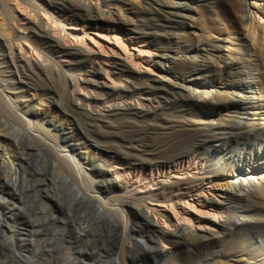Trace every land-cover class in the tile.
Segmentation results:
<instances>
[{
    "label": "rangeland",
    "instance_id": "374dc122",
    "mask_svg": "<svg viewBox=\"0 0 264 264\" xmlns=\"http://www.w3.org/2000/svg\"><path fill=\"white\" fill-rule=\"evenodd\" d=\"M13 1L0 0L5 33L15 44L38 47L37 52L45 66L34 64L30 70L25 63V68H21L20 63L8 57L0 38V94L3 96L0 95V107L2 104L4 112L8 107L4 96H12V102L20 106L16 96L21 94L22 87L29 85L34 90L31 92L42 97L44 108L60 110L61 106L75 123L77 137L88 145V150L99 149L102 157L110 161L108 166L124 161L128 154L146 156L152 153L160 157L166 153L164 156H169L191 146L206 153L203 172L207 171L211 184L218 186L228 184L218 174L220 171L233 167L242 169L238 161L227 158L231 155L229 149L233 147L236 151L245 148L252 158L249 167H245L246 171L256 169L259 174L264 172V0H114V4L120 6L117 7L120 13L109 14L104 10L102 15L94 12L92 16L83 14L80 18L76 17L78 24L68 20L60 23V15L56 17V12L63 14L64 8L54 4L56 12L51 7V13L47 15L50 14L51 25H55L57 33L68 40L80 38L95 50L99 44L114 45L111 38L112 33H116L114 27L120 28L117 34L121 40L128 35L139 36L138 39L131 38L133 43L140 42L129 43L130 47L143 43L156 52L153 45L159 44L161 51L175 54L177 61H181V55L186 54L200 62L207 56L208 49L219 48V59L212 67L181 71L180 66L164 61L160 70L163 75L169 76L143 72L137 81L125 82L127 85L131 82L141 84L150 92L158 88L151 101L145 95L140 99H131L132 102L143 103L147 113L140 117L126 110L114 111L103 104L102 101L110 96V80L104 74L93 75L94 69L91 68L83 71L74 55L34 45L38 38L30 28L23 32L27 34L25 39L16 35L19 26L27 25L10 14ZM170 4L180 6L178 9L188 17L170 14L173 11ZM24 5L31 17L37 21L44 19L42 11L27 10ZM156 10H160L157 17L153 14ZM151 21L156 25L154 29H147ZM96 23L100 27L94 26ZM81 30H85L84 35ZM131 51L136 53L134 49ZM32 58L34 60L35 57ZM109 58L116 64L109 63L106 67L115 73L121 72L122 60ZM170 69L191 79L190 90L168 88L167 84L172 80ZM125 73L132 77V73ZM110 76L116 78L114 74L110 73ZM203 76L214 81L215 85L210 86ZM73 77H91L96 81L97 85L90 84V89L81 85L83 95L89 92L87 95L96 97L91 111L77 108V100L75 104L72 102L74 87L69 79ZM102 82H105V87ZM231 92L235 93L234 100L245 103L242 109L229 98ZM152 96L150 93L149 97ZM128 98H131L130 95L124 97L122 104L130 105ZM208 99L214 101V106L220 107V113L211 109L209 103H204ZM3 117L4 128H7L17 147L12 148L22 161L16 164L15 173L10 174L12 179H16L13 190L0 184L1 197L7 199L0 209V264H109L115 256L120 257L122 264H264V198L254 191V186L249 197L239 204L250 209L248 217L237 219L239 223L245 222V226L231 227L230 230L223 227L221 221L216 225L225 231L215 237L201 240L190 235L180 239H161L158 230L137 214L134 207L154 201L145 197L142 200V193L126 196L124 191L108 190L106 182L97 184L100 179L84 159L86 149L82 145L72 154L81 163L80 169L89 177L76 174L67 179L68 169L59 165L52 150L54 139L45 137L49 146L41 144L26 135L27 126L13 117ZM232 122L234 125H228L224 130L226 132L219 135L221 139L215 140L214 127ZM31 132L43 137L39 129ZM57 141L64 146L60 137ZM222 141L226 144L222 145ZM226 164L229 166L226 167ZM90 178L95 180L94 187L89 183ZM261 184H264V176ZM89 189L99 191L108 202L103 206L110 216L118 220L117 209L125 210L129 218L126 230L122 226L115 229L110 224L109 215L99 210L98 203L101 202H92L80 192ZM108 191L111 193L105 194ZM46 194L54 196L61 207L46 201ZM160 242L167 246L166 252L155 249L156 243L161 247Z\"/></svg>",
    "mask_w": 264,
    "mask_h": 264
},
{
    "label": "bare ground",
    "instance_id": "6f19581e",
    "mask_svg": "<svg viewBox=\"0 0 264 264\" xmlns=\"http://www.w3.org/2000/svg\"><path fill=\"white\" fill-rule=\"evenodd\" d=\"M113 1L114 0H95V2L90 0L89 2L84 0H14L9 10L14 19L27 25L26 27L19 26L16 35H20V38L25 39L27 34L23 32H26L30 28L38 38L36 43L33 42L34 45H41L46 47L49 51L74 55L77 60L80 61L83 71L87 72L88 69L91 68L94 69L93 75L103 76L104 74V76L110 80V96L102 101L103 104L114 111L126 110L127 112L130 111L131 115L139 117L147 112H145L146 110L142 106L143 103L139 101L132 102L131 99L133 97L140 99V97L145 95L151 98L147 99L151 101L158 88L150 92V90L143 88L141 84L138 85L131 82V85H127L125 82L128 83V80L137 81L143 72L146 74L158 73L159 75H163L160 68L164 61H171L175 65L180 66L182 71V69H199L204 66L212 67L214 63L217 62V59H219V48L216 46L208 49L206 53L207 56L201 59L200 62L197 58H190V56L186 54L181 55V61H177L175 54L168 53L167 50L161 51L162 47L159 46V44L153 45L156 52L149 50L147 45H143L142 42V44H138L140 45L138 47H130L129 43L134 45L140 42L133 43L131 38L138 39L139 36L131 37V35H128L129 37L122 38L123 40H121L119 34H117V31L120 29L119 27H114L116 33H112L111 38L113 39L114 45L102 46L99 44L97 50H95L92 46L85 44L80 38L68 40L60 36L57 33L55 25H51L50 14L47 15V13H51V7L54 9V4L58 3L64 8V10L62 9L63 14H59L55 9L52 11L56 12V17L60 15L59 22L65 23L68 20L69 22L78 24L76 17L80 18L83 14L92 16L91 13L94 12L102 15L104 10L109 14L120 13L117 11V7L120 6L114 4ZM22 3L25 4L24 6H27V10L29 8L42 11V13H44L42 15L44 19H39L37 21L35 18L31 17L28 11L24 9ZM111 7H113V9H110ZM170 8L173 10L170 14L188 17V14L178 9L181 8L180 6L170 4ZM159 12L160 10H156L153 14L157 17V13ZM4 21L5 17L0 12V38L3 41L4 48L8 52V57L17 64L20 63L19 65L21 68H25V63L30 70L33 68L34 64L37 67H44L45 65L40 60V54L37 52L39 48L32 45L23 47L20 43H13L10 37L5 33ZM155 25L156 24L151 21L147 24V29H154ZM94 26L100 27L98 23H96V25L94 24ZM81 31L82 35H84L85 30ZM132 31L134 30L132 29ZM107 32L110 33V31ZM141 32L143 33V31ZM141 32L139 33L141 34ZM15 48L18 50L15 51ZM131 49H134L136 53H133ZM197 49L198 48H196V50ZM33 56L36 60L35 58L33 60ZM109 56L118 57L122 60L121 72L115 73L111 71L110 68L106 67L110 64H116L115 61L110 62L111 58H109ZM186 59H190L191 61L186 62ZM151 66H153V68H151ZM15 68L17 69L18 66H15ZM125 72L132 73V77L130 78L127 76ZM110 73L114 74L116 78H112ZM169 73L171 75L170 79L172 80L169 81L167 86L170 90H190L192 81L188 76H185L183 73H176L174 69H170ZM163 76L166 77L169 76V74ZM203 78L205 82L208 81L210 83V86L215 85L214 81L207 78L205 79L204 76ZM69 80L74 87L72 102L74 103V101L77 100V108H84L91 111L93 104H95L93 100H96V97L90 94L87 95L89 92L83 95L82 91L84 90L81 85H85L86 88H89L90 84H96V81L91 79V77L83 79L73 77ZM102 85L105 87V82H102ZM31 87L32 86L29 85L22 87L20 91L21 94L16 96L20 106L12 102V96L7 95L4 96L5 101L7 100L8 103V107L5 110L7 114L4 112V109H1L2 104L0 107V184L2 186L11 187L10 190H13L15 187L13 183L16 181L15 178L12 179L10 177V174L11 172L15 173L16 164L21 163L22 157L17 155L12 148V146H14L15 149L17 147H15V141L12 140L11 134H9L7 128H4L5 124L2 120L4 115L11 119L13 117L21 125L27 126L28 128L25 131L26 135L35 138L41 144L48 145L46 142L48 138L45 137L54 139V141H52L54 143L52 150L54 151L56 159L59 161V165L65 170L68 169L66 171L67 179H70V177L76 174L86 178L89 177L87 172L80 169L81 163L76 159L75 155L72 154V151H75L79 145H82L83 148L86 149L83 152L84 159L92 169H95L97 173L96 176L100 179L97 184H105L106 182V189L108 190L124 191L126 196L127 194L133 196L142 193V200L145 197L146 199L154 201L151 202V204L144 203V205L134 207L137 214L147 219L153 229L158 230L160 233L159 238L161 239H180L190 235H195L201 240L215 237L219 235V233L222 234L225 231L223 230L224 228L216 225L221 221L223 222L221 225L230 230L231 227L245 226V222L242 221L239 223L237 219L240 216L248 217L250 209L247 206L239 204L249 197L252 186L255 187L254 191H256L260 197L264 198V184H261L264 172H260L259 174L256 169L246 171L245 167H249L252 158L246 153L245 148L236 151V149L231 146L232 148L228 151L231 155L227 158L238 161L239 164L242 165V169L233 167L232 169L220 171L218 174L222 176L228 184L218 186L211 184L212 181L207 171L203 172V158L206 153L200 148L191 146L184 147L182 151H177L175 153L173 151L174 154H167L169 156H164L166 153L160 157L152 155V153L146 156L128 154L124 161H119L120 163L117 165L108 166V162L110 163V161L102 157L99 149L93 148L88 150V145L77 137L74 132L75 126H73L75 123L68 117L67 113L62 110L61 106L59 107L60 110L44 108L42 97L37 96L36 92H31L34 91ZM150 93L151 96L153 95L152 97H149ZM234 94V92H231L229 98L234 100ZM0 95L3 97L2 94ZM129 95L131 97L128 98L130 100V105L122 104L124 97ZM234 101L237 107L241 109L245 104L240 100ZM205 102L213 107H211V109L218 113L221 112L219 106H214L215 103L212 99L204 100V103ZM23 108L26 110L22 111L21 109ZM232 124L234 125V122L231 124L220 123L218 126H215L213 129L214 139H221L219 135L224 134L226 132H224V130L229 127L228 125ZM34 129H39L43 137L33 135L31 130ZM59 137L64 141V146L59 145L57 141ZM225 144L226 141H222V145ZM225 163L230 162L226 161ZM228 166L229 165L226 164V167ZM255 177L256 181H254ZM94 181L95 180L91 178L89 179V183L92 186L94 185ZM154 188H157L156 191H152ZM103 190L105 192V189ZM80 192L86 199L92 202L100 201L101 203H98L99 210L101 213L109 215L110 212L103 206L106 203L108 204V202L100 196L99 191L89 189L88 191L80 190ZM109 193H111V191L105 194ZM45 198L46 201L60 206L54 196L46 194ZM5 200L1 197L0 189V209L4 206ZM46 207H48V205H46ZM117 212L119 214L118 220L109 215L110 224L115 229H117L118 226H122L124 230H126L129 224V218L125 214V210L117 209ZM223 217H225L224 220L222 219ZM124 234L125 233H122V235ZM173 244L176 245L175 242ZM160 245L163 250H161L158 243H156L155 249H158L160 252H166L167 246L163 243ZM109 264L122 263L120 257L115 256L111 258Z\"/></svg>",
    "mask_w": 264,
    "mask_h": 264
}]
</instances>
